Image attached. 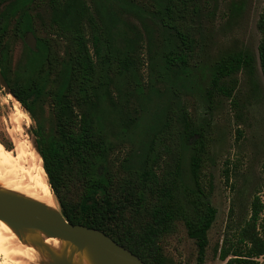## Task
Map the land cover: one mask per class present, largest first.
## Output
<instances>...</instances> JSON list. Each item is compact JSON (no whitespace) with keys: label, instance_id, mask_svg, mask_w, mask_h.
Returning a JSON list of instances; mask_svg holds the SVG:
<instances>
[{"label":"rangeland","instance_id":"rangeland-1","mask_svg":"<svg viewBox=\"0 0 264 264\" xmlns=\"http://www.w3.org/2000/svg\"><path fill=\"white\" fill-rule=\"evenodd\" d=\"M17 1L20 0H2L0 13ZM84 1L88 13L81 14L80 19L87 35L91 36L95 21L103 24V33L115 44L116 58L120 60L128 54L132 62L122 74L108 72L109 91H101L97 104L79 108L80 112L89 113L102 131L109 174H126L140 167L150 153L162 170L179 168L175 176L182 173L189 181L192 151L184 143V131L187 127H204L210 149L203 171L205 179L213 184L211 201L218 210L208 232L204 264H223L219 254L225 238L237 237L241 223L250 216L256 195L264 204V76L258 60L252 73L242 71L236 78H228L226 85L231 93L227 94L211 91L212 73L217 60L231 49H245L258 58L257 22L264 0ZM64 5L58 10L51 7L49 0H27L9 23L4 40L9 47V78L0 65L1 72L10 90L16 81L30 78L42 89L33 117L0 82V138L11 144L15 152L54 135L55 120L48 94L60 85L65 71L58 68L50 72L47 68L41 72V58L33 68L28 66V60L35 59L32 51L40 53L38 38L47 37L50 43L57 39L48 32V25ZM24 11L34 27L31 31L37 40L35 48L27 42L26 32L30 31L18 29ZM164 17L176 27L163 25ZM178 30L186 32L192 41L185 69L166 64L168 55L181 53L183 44ZM58 40L54 53L66 64L69 40ZM227 160L232 168L229 183L224 177ZM67 170L71 181L63 192L68 201L76 203L83 196V180L73 168ZM177 226L176 232L162 243L166 263L198 264L195 240L189 237L183 221H178ZM261 228L264 235V211ZM15 253L16 247L0 244V264H10ZM259 260L264 264V256ZM12 264L39 261L37 256L17 257Z\"/></svg>","mask_w":264,"mask_h":264},{"label":"trees","instance_id":"trees-1","mask_svg":"<svg viewBox=\"0 0 264 264\" xmlns=\"http://www.w3.org/2000/svg\"><path fill=\"white\" fill-rule=\"evenodd\" d=\"M0 0V5H1ZM20 0L0 13V65L9 78L8 52L5 37L11 19L18 13ZM186 0H184L185 2ZM51 7L60 10L52 16L48 32L57 36L52 43L47 37L38 38L39 52L28 60L34 67L35 61L42 59L39 70L50 72L60 68L65 74L60 85L48 94L55 120L54 135L39 139V148L51 187L57 196L65 217L73 224H84L100 229L122 245L140 256L147 264H167L162 243L177 230L178 221H183L189 237L198 248V264H204L209 245L208 232L216 216L217 208L212 204L213 184L205 179L203 166L209 152V138L204 127L184 131L185 145H190V180L172 169H161L158 159L150 153L140 167L123 174L121 171L109 174L106 166V145L102 131L89 113L80 112L81 106H94L101 98V91H109L107 74H122L132 62L115 56V44L107 37L98 22L93 21V32L87 35L80 16L87 14L83 0H49ZM97 12H102L97 3ZM170 12V7H169ZM163 25L173 29L167 18ZM257 28L260 33L258 58L245 49L228 50L214 65L212 92L227 94L228 78L245 71L252 73L259 60L264 76V7L260 13ZM23 32L34 29L30 15L24 11L18 23ZM183 47L181 53L166 58L167 66L185 69L191 55V40L186 32L178 30ZM53 34V35H54ZM105 35V36H104ZM68 38L69 62L64 63L55 56L54 45L58 38ZM60 64H63L62 68ZM9 81V80H8ZM10 83V81H9ZM11 85V83H10ZM11 91L24 108L34 117V104L41 96L42 89L33 78L24 82L16 81ZM240 133V132H239ZM241 135V134H240ZM8 148L11 144L0 138ZM152 150V147L150 151ZM224 177L229 183L232 176L231 162L226 161ZM67 167L73 168L83 180V196L74 203L67 200L64 188H69L71 177ZM107 167V168H106ZM71 170V169H70ZM264 204L256 195L251 205L249 218L241 223L235 239L226 237L220 249L223 264H260L264 256V235L261 228Z\"/></svg>","mask_w":264,"mask_h":264},{"label":"bare ground","instance_id":"bare-ground-1","mask_svg":"<svg viewBox=\"0 0 264 264\" xmlns=\"http://www.w3.org/2000/svg\"><path fill=\"white\" fill-rule=\"evenodd\" d=\"M41 159L43 161L35 145L22 147L15 152L0 141V190L31 198L52 209H59ZM0 244L16 247L14 259L37 256L39 264H47V254H69L74 250L76 252L72 258L73 264H94L86 249H76L70 241L47 236L39 229H16L1 219Z\"/></svg>","mask_w":264,"mask_h":264},{"label":"water","instance_id":"water-1","mask_svg":"<svg viewBox=\"0 0 264 264\" xmlns=\"http://www.w3.org/2000/svg\"><path fill=\"white\" fill-rule=\"evenodd\" d=\"M27 42L35 48L37 40L32 32L28 33ZM0 82L18 100L10 90L1 69ZM35 146L41 155L38 141ZM0 219L16 229H39L47 236L70 241L76 249H86L94 264H147L106 232L84 224H73L60 208L52 209L36 200L9 191L0 190ZM75 252L73 250L69 254H47V264H73Z\"/></svg>","mask_w":264,"mask_h":264},{"label":"flooded vegetation","instance_id":"flooded-vegetation-1","mask_svg":"<svg viewBox=\"0 0 264 264\" xmlns=\"http://www.w3.org/2000/svg\"><path fill=\"white\" fill-rule=\"evenodd\" d=\"M30 32H32L31 30H29ZM29 33V32H28ZM28 33L26 32V34L28 35ZM33 33V32H32ZM34 34V33H33Z\"/></svg>","mask_w":264,"mask_h":264}]
</instances>
